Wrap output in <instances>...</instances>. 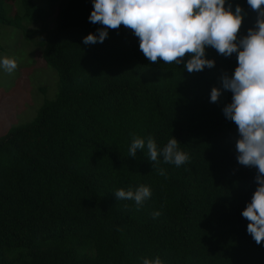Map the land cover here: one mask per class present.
<instances>
[{
  "label": "trees",
  "instance_id": "16d2710c",
  "mask_svg": "<svg viewBox=\"0 0 264 264\" xmlns=\"http://www.w3.org/2000/svg\"><path fill=\"white\" fill-rule=\"evenodd\" d=\"M229 2L247 12L239 38L257 14L247 0ZM92 10L93 0H61L51 16L35 0H0V36L2 25L38 22L42 58L58 76L56 95L0 134V264H264V242L241 215L256 169L238 163L237 126L222 111L232 93L221 75L234 72L236 54L207 47L215 66L189 73L150 62L123 25L85 45L101 27ZM133 136L158 149L174 136L189 159L177 167L161 156L153 167L146 147L129 156ZM140 185L151 196L139 208L114 195Z\"/></svg>",
  "mask_w": 264,
  "mask_h": 264
},
{
  "label": "clouds",
  "instance_id": "9594fccd",
  "mask_svg": "<svg viewBox=\"0 0 264 264\" xmlns=\"http://www.w3.org/2000/svg\"><path fill=\"white\" fill-rule=\"evenodd\" d=\"M247 5L257 14L255 24L238 38L247 15L238 3L233 11L230 2L226 6V0H93L88 19L101 27L96 33L86 35L83 43H103L109 29L117 30L123 25L139 39L140 50L150 62L183 63L189 73L215 66V60L206 57L207 47L225 58L236 54L234 72L221 75L222 88L232 93L231 102L222 111L225 118L237 126L238 163L256 169L257 188L241 215L249 221L247 233L261 245L264 242V0H247ZM186 54H189L187 60L184 59ZM0 67L12 73L17 61L0 58ZM221 94V88L214 86L210 102L217 103ZM179 144L173 136L158 149L152 137L145 145L144 139L133 136L128 152L134 157L138 149L146 147L153 167L161 162V156L163 162L179 167L189 159ZM157 171L164 175L163 169ZM114 195L117 200L134 201L139 208L150 198L151 190L140 185L134 190L117 189ZM152 215L156 218L160 212ZM142 264L163 262L159 257L144 258Z\"/></svg>",
  "mask_w": 264,
  "mask_h": 264
},
{
  "label": "rangeland",
  "instance_id": "374dc122",
  "mask_svg": "<svg viewBox=\"0 0 264 264\" xmlns=\"http://www.w3.org/2000/svg\"><path fill=\"white\" fill-rule=\"evenodd\" d=\"M61 0H35L37 4L55 13ZM49 17L48 19H50ZM21 30L2 25L0 58L17 61V68L6 72L0 67V134L8 127L32 119L44 99L53 98L58 89V76L41 55L37 43L42 33L36 21L24 22Z\"/></svg>",
  "mask_w": 264,
  "mask_h": 264
}]
</instances>
